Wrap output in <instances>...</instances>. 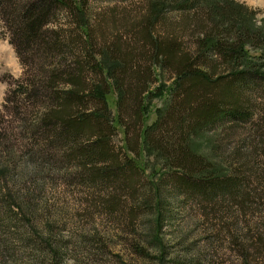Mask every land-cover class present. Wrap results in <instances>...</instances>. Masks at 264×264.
Listing matches in <instances>:
<instances>
[{
    "label": "rangeland",
    "instance_id": "1",
    "mask_svg": "<svg viewBox=\"0 0 264 264\" xmlns=\"http://www.w3.org/2000/svg\"><path fill=\"white\" fill-rule=\"evenodd\" d=\"M242 8L251 16V30L264 33L255 26V13ZM86 11L90 25L101 32L90 38L91 55L68 11L57 12L47 26L64 37L61 40L78 42L71 55L59 58L65 68L74 66L73 54L87 67L97 58L102 40L110 42L121 34L127 39L120 28L124 17L137 22L146 14L142 0H89ZM180 16L167 10L165 17L178 26ZM1 17L4 38L9 33ZM184 39L186 47L194 48V36L189 33ZM245 49L263 53L247 42ZM44 63L43 68H50ZM27 69L19 81L8 74L0 80L15 85L14 90L21 88L36 72L29 64ZM86 73L89 82L99 79ZM170 84L169 73L155 68L143 125L173 101L167 92ZM253 85L244 93L246 119L222 121L190 140L192 149L206 156L217 173L239 172L242 178L233 195L216 201L183 191L161 168L160 157L145 147L138 152V128L129 121L126 134L116 129L109 143L121 163L123 154L132 156L142 172L132 174L127 192L105 193L101 183L91 182V165L82 164L86 160L79 150L86 137L76 149L68 144L52 150L61 140L44 138L45 129L39 126L50 106L13 90L7 104L0 106V264H65L69 258L75 264H264V83ZM157 86L164 88L161 96L154 95ZM115 100L111 91L106 103L111 115Z\"/></svg>",
    "mask_w": 264,
    "mask_h": 264
},
{
    "label": "trees",
    "instance_id": "2",
    "mask_svg": "<svg viewBox=\"0 0 264 264\" xmlns=\"http://www.w3.org/2000/svg\"><path fill=\"white\" fill-rule=\"evenodd\" d=\"M88 1L0 0L1 20L26 66L25 75L28 64L36 70L14 91L50 106L42 112L39 126L45 129L44 138L61 140L51 149L68 144L76 149L86 137L79 151L86 160L82 164L91 165V182L101 183L107 194L127 192L132 174L142 170L132 156L123 154L121 163L109 137L118 128L126 134L130 123L138 128V152L145 147L160 157L174 185L213 201L233 195L242 179L239 172L217 173L206 156L192 149L190 140L209 126L246 119L244 93L255 88L254 81L264 83V33L251 30V16L233 0H142L145 15L137 22L126 17L120 21L126 40L122 34L110 42L102 40V49L87 67L73 54L74 66L65 68L59 58L71 55L78 42L61 40L64 37L47 26L57 12L68 11L91 55L90 38L101 32L90 25ZM167 10L181 15L178 26L167 21ZM189 33L195 38L194 48L185 45L184 35ZM246 42L263 53H249ZM44 61L50 68H43ZM155 68L169 73L167 92L173 101L143 125ZM86 70L99 79L89 82ZM153 90L158 96L164 92L158 86ZM111 91L116 95L112 115L106 106Z\"/></svg>",
    "mask_w": 264,
    "mask_h": 264
},
{
    "label": "clouds",
    "instance_id": "3",
    "mask_svg": "<svg viewBox=\"0 0 264 264\" xmlns=\"http://www.w3.org/2000/svg\"><path fill=\"white\" fill-rule=\"evenodd\" d=\"M236 3L255 13L254 23L256 28H264V0H236ZM26 66L22 63L11 36L0 38V76L10 75L12 80L19 81L24 78ZM15 85L8 81L0 80V106L7 104V97L11 95ZM65 264H75L73 259H66Z\"/></svg>",
    "mask_w": 264,
    "mask_h": 264
}]
</instances>
